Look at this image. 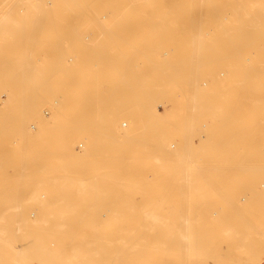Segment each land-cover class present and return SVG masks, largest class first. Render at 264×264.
<instances>
[{"label": "rangeland", "instance_id": "rangeland-1", "mask_svg": "<svg viewBox=\"0 0 264 264\" xmlns=\"http://www.w3.org/2000/svg\"><path fill=\"white\" fill-rule=\"evenodd\" d=\"M0 120V264H264V0H0Z\"/></svg>", "mask_w": 264, "mask_h": 264}, {"label": "bare ground", "instance_id": "bare-ground-1", "mask_svg": "<svg viewBox=\"0 0 264 264\" xmlns=\"http://www.w3.org/2000/svg\"><path fill=\"white\" fill-rule=\"evenodd\" d=\"M145 1H151V0H145ZM214 2V1H213ZM209 3H210V1H209ZM214 4V3H213ZM215 5V4H214ZM40 6H41V4H40ZM40 10V9H39ZM215 10V9H214ZM216 11V10H215ZM194 100V99H193ZM195 103V102H194ZM155 115H157L156 114V112H155ZM161 115H163L164 117H166V118H168V114H167V111L164 113V114H161ZM129 125H128V128H126L125 129V131H130L131 132V135H132V137H137L138 136V127H137V125H136V123L134 122V119L133 118H129ZM107 124V123H106ZM122 125H127V121L125 120L124 122H122L121 123ZM6 125V122L5 121H2V120H0V126H5ZM108 126H109V124H107ZM106 125V126H107ZM107 128V127H106ZM119 129H120V127H119ZM124 130V129H123ZM69 131V130H68ZM71 131V130H70ZM87 131V130H86ZM88 132V134H89V137H88V139L90 140V141H88V143H90V142H93V138L91 137L92 136V134L90 133V130H88L87 131ZM120 133H122V132H120ZM92 138V139H91ZM188 159V158H187ZM187 163V162H186ZM186 166V165H185ZM104 175V174H103ZM90 177H92V176H89V175H84V176H82L81 178H80V182H79V185L81 184V185H84L85 184V186H81L82 188L81 189H86V188H88L89 187V183L91 182V178ZM103 178V177H102ZM213 183V182H212ZM214 184V183H213ZM138 185V184H137ZM215 185V184H214ZM262 186L261 187H263V184H261ZM79 189H80V187H79ZM40 217H41V215H40ZM40 217H39V219H40ZM42 218V217H41ZM36 219H38V216L35 218V220ZM2 232V231H1ZM184 235V234H183ZM74 257H75V255H73ZM81 264V263H80Z\"/></svg>", "mask_w": 264, "mask_h": 264}, {"label": "built area", "instance_id": "built-area-1", "mask_svg": "<svg viewBox=\"0 0 264 264\" xmlns=\"http://www.w3.org/2000/svg\"><path fill=\"white\" fill-rule=\"evenodd\" d=\"M1 97H4V94H1ZM30 129L34 130V124L33 123L30 124Z\"/></svg>", "mask_w": 264, "mask_h": 264}]
</instances>
